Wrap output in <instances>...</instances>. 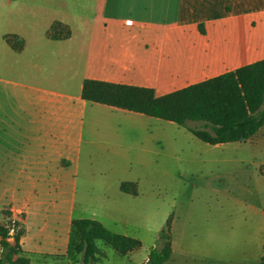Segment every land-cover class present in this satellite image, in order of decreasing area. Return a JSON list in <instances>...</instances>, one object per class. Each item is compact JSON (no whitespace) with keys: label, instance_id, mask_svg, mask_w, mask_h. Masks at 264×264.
Segmentation results:
<instances>
[{"label":"crops","instance_id":"1","mask_svg":"<svg viewBox=\"0 0 264 264\" xmlns=\"http://www.w3.org/2000/svg\"><path fill=\"white\" fill-rule=\"evenodd\" d=\"M56 22L67 28L52 37ZM261 59L264 0H0V161L11 165L7 174L24 179L21 187L28 195L69 196L72 227L73 218L87 217L76 214L81 165L93 175L106 165L136 159L140 143L164 137L167 129L160 121L165 119L85 99L87 79L163 95ZM263 126L244 143L263 142ZM252 163L255 187L248 192L263 207L251 204L245 214L258 232L236 261L216 249L210 264L264 259V157ZM123 182L138 184L120 181L123 202L113 203L100 192L95 201L102 214L92 218L133 236L111 226L131 221L136 212L132 198L139 192L122 190ZM120 210L128 218L115 213ZM64 228L33 250L68 248V225ZM171 236L170 260H175L174 224ZM141 247L124 256L145 264L151 247L138 255Z\"/></svg>","mask_w":264,"mask_h":264},{"label":"rangeland","instance_id":"2","mask_svg":"<svg viewBox=\"0 0 264 264\" xmlns=\"http://www.w3.org/2000/svg\"><path fill=\"white\" fill-rule=\"evenodd\" d=\"M160 121L167 126L164 137L140 143L136 159L106 165L102 173L93 175L86 174V165H81L77 174L76 214L101 215L99 202L95 201L99 194L108 193L113 203L122 201L120 181H136L139 195L132 198L134 218L111 226L143 242L138 255L160 244V232L172 217L177 250L175 260L166 264H210L209 254L216 249L222 257L228 254L236 261L247 239L258 232V226L245 213L251 204L263 207L248 190L255 187L252 162L264 157V141L214 145L185 126ZM10 166L0 161V191L9 189L7 194H0V224L9 227L11 235L24 231L22 247L31 264H82L81 255L68 253L66 247L53 253L33 250L35 244L61 236L65 224L69 229L68 247L73 243L69 227L72 216L67 210L69 196H49L42 191L28 195L21 187L24 179L7 174ZM128 187L134 188L130 183ZM115 213L128 218L123 210ZM10 241L14 242V238ZM98 244L104 252L99 264H140L139 257L130 260L102 240ZM1 254L0 244V257ZM205 256L207 261L203 260Z\"/></svg>","mask_w":264,"mask_h":264},{"label":"trees","instance_id":"3","mask_svg":"<svg viewBox=\"0 0 264 264\" xmlns=\"http://www.w3.org/2000/svg\"><path fill=\"white\" fill-rule=\"evenodd\" d=\"M62 27L67 28L60 22L54 23L50 35L58 37ZM66 32L70 34L69 29ZM13 38L10 37L11 43ZM23 42L21 39V45ZM82 94L87 100L173 121L210 144L244 142L264 125V59L163 95H156L148 87L93 79L85 81ZM190 122L200 125L191 126ZM128 183L135 189H129ZM121 189L137 194L134 182H123ZM171 228L169 217L160 232V244L151 248L145 264H166L172 258ZM23 233L11 235V229L0 224L1 263L31 264L21 244ZM72 233L73 243L67 252L80 254L82 264H99L104 255L99 240L121 255L142 246L138 237L115 232L92 217L73 218ZM260 264H264V259Z\"/></svg>","mask_w":264,"mask_h":264}]
</instances>
